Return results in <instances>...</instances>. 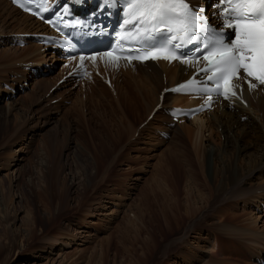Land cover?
Here are the masks:
<instances>
[{"label": "rangeland", "instance_id": "rangeland-1", "mask_svg": "<svg viewBox=\"0 0 264 264\" xmlns=\"http://www.w3.org/2000/svg\"><path fill=\"white\" fill-rule=\"evenodd\" d=\"M5 64L3 60L0 61V66ZM59 65L60 62L57 63L54 73L45 77L51 79L52 86L48 87L49 89L44 88L39 90L40 92L37 90L35 93L31 90L32 85H28L25 91L26 93L32 91L34 99L30 102V106L23 108L25 114H23V121L20 118L23 111L19 113L20 117L12 134L9 128L3 129L2 127L0 131V179L8 171V169L6 170L7 164L14 155L17 159H23L18 163L19 172L13 175L10 174L6 178V182L9 184L8 189L0 181L2 186H0V264H189L191 261L189 262L188 257L193 255V251H202V249L195 248L197 246L196 242L199 238H202V234L200 235L199 232L189 236L187 244L185 243V247L181 252L175 250L163 261L158 258V250L162 244L160 241L163 238L171 240L177 236V233L172 235L171 233L178 227L175 229L174 224L171 223L170 230L156 229V232H153L155 246L149 252L143 249L142 240H140V237L141 239L145 238V235H137L126 230L128 225L133 223H135L134 228L137 227L136 225L139 222L134 221L133 216L136 213V206L139 204L140 207H143L147 202L144 199L145 195L150 194L152 199H148V201L152 203L155 199L151 195L152 191L158 193V188L163 187L160 177L156 173V170L161 167L156 168V166L161 163L160 155L168 147V144L157 142L160 136L156 130L160 126L163 127L160 120H165V117L161 119L160 115L155 116L150 125L144 128H140V124L144 122L149 114H143L142 110L137 112L127 110V115L123 117V114L116 107L117 99L124 94V90L120 86L121 77H119V83L117 76L115 78L117 80L114 79L113 82L115 90L113 88L110 90L98 83L99 85L96 87L84 86V89L79 87L72 89L70 85L62 84L51 91L61 78ZM12 71L16 72V69ZM14 72L10 74H14ZM15 99H8L7 102ZM55 101L56 103H54ZM44 105L50 107L49 114L45 112V109L41 111ZM112 108H115V111ZM39 112L41 115L46 113L45 117H48L47 125L43 126L41 124ZM38 114L39 116H37ZM87 120L89 123L86 122ZM109 123H114L115 129L123 126L128 128L131 125L133 136L129 132L128 138L123 137L117 143L116 139H109L112 149L110 154L103 145L93 146L91 144L92 146L88 147V152L91 151L90 154L95 153V155H98L100 153L101 156L98 155V157L102 159V163L99 164L100 171L97 174L98 176L95 175L97 177L92 182V187L85 190L83 188L87 183L84 181L86 180L84 179L86 176L84 175V162L89 153L86 152L82 155L80 153L82 149L80 150V147H78V153L75 155L73 151L77 149V144L74 138L78 136L77 130H80V127H83L86 131L102 134ZM240 123H243V120ZM88 125L94 127V129L88 127ZM15 130L19 132L16 133ZM47 131L52 135L44 138L43 136ZM209 133L203 131V144H206L210 138ZM110 135L113 136L114 134L111 132ZM237 139L236 133L230 137L232 142ZM247 141L248 139H243L239 142V145L245 146ZM184 145L188 155L192 156L195 148L194 138L191 142L185 141ZM70 146L73 149L69 151L66 160L64 157L62 159L58 157L65 150L67 151ZM253 148V146L249 147L252 153H255L256 151ZM139 149H142L143 152L138 153L137 150ZM15 150L17 151L15 152ZM104 151L107 154H102ZM137 157H141L142 160H137ZM59 158L58 184H55L52 181L56 172L54 163ZM163 164L161 166H164ZM87 174L91 173L87 172ZM181 175L178 177L180 181H182ZM135 180L137 181L135 182ZM181 184V188H183L184 184ZM113 186L115 190H118L110 192L111 194L108 193L110 196L113 194L110 198H103L107 194L106 190L108 191ZM124 190L131 193V197L130 195L128 197ZM141 191L142 193H140ZM81 195L83 196V203L78 204ZM92 197L98 199L103 207L99 208L95 205L98 208L94 214H89L87 209L89 210V206L93 202ZM183 197L184 195L181 196V198ZM63 198H67V203L66 209L62 211L60 202ZM133 198L135 202L132 204L133 206L129 207ZM259 201L261 200L254 199L249 204L238 202L231 208L233 209L232 212L224 216L225 219L221 218L225 220V225L231 223L240 232L248 230L254 238H246V241L261 238L262 234L264 235V206H260ZM228 208L229 206L224 207L223 210H228ZM242 212L246 213L244 217L233 219ZM16 217L17 221L14 226L11 225L7 228ZM245 219L247 220L244 221ZM31 220L34 221V225L31 224ZM68 220L77 223L76 230L81 231L80 237H77L74 241L70 240L71 234L65 233L61 229L65 221ZM201 226L207 233H213L212 229L206 228L211 227V221L202 223ZM122 236L126 241L128 240L126 244L125 240L120 239ZM118 239L121 244L115 250V242ZM55 240H57V243ZM64 241H68L69 245L65 246L63 244V246L61 242ZM223 243L228 250L225 255L228 254L231 257V261L226 264L255 263V260H252V252L243 251L238 246V242L233 243V241L226 239ZM45 245L54 248L51 254L43 251ZM263 247H256L260 250V255L264 252ZM263 259L264 254H262L261 260ZM215 261H211L210 264Z\"/></svg>", "mask_w": 264, "mask_h": 264}, {"label": "bare ground", "instance_id": "bare-ground-1", "mask_svg": "<svg viewBox=\"0 0 264 264\" xmlns=\"http://www.w3.org/2000/svg\"><path fill=\"white\" fill-rule=\"evenodd\" d=\"M41 27L42 26L33 18L22 14L17 9L13 8L7 1L0 0V61L3 60L6 63L5 65L0 66V92H3L2 87L4 84L15 88L17 84H23V82L29 80L31 76L25 71V67L29 65H39V62H45L48 59L46 53L44 55H39L40 53L38 52V47L34 44H28L22 49L10 47L8 45L12 40L10 37L11 34L28 33L35 28ZM6 41H8V44H4ZM17 63L19 64L16 65ZM12 67H14L13 69H16V72L12 71L13 69L11 70ZM13 72L14 74H10ZM163 73L166 77V87L177 84L185 78L182 74V69L176 66L169 68L162 66L156 67L152 65L136 66L121 75L122 79L120 81V86H122L124 94L120 97L121 99H117L118 102L116 103V107L123 114V117L127 115V110L133 112L142 110L143 114H150L152 109L158 103V96L160 92L165 88L162 80ZM50 81V78H40L35 82H30L32 85L31 90L36 93L37 90L39 91L44 88H50L52 86V82ZM32 91L30 93H26V91L20 93L19 91H16L15 100L9 102L6 100L3 104L0 103V131L2 127L3 129L9 128L12 134V131L17 124L16 122L20 117L19 113L22 111L23 112L21 113L20 118L21 121H23V117L25 115L23 108L30 106V102L34 99ZM183 100L184 99L173 98L170 96H167L164 99L167 106L178 105V103ZM43 109H45V112L49 114V106L44 105L41 111ZM114 109L115 108H112V110ZM46 113L41 115L39 112L41 115L40 121L43 126L48 123V117H45ZM39 114L37 116H39ZM158 115L161 116V119L162 117H165L160 112L156 116ZM242 119L246 120H244L243 123H240ZM160 121L163 127L160 126L157 129L165 131L169 135L167 140H163L160 137L157 139L158 143L168 144V147H166L160 155L161 163L156 166V168L161 167L156 170V173L160 177L163 187L161 186V188H158V193L152 191L151 195L155 198L152 203L148 201V199H152L150 194H148L144 197L147 201L145 205L143 204L145 206H143L144 208L140 207L139 204L137 206L135 205L136 213L133 218L134 221L137 220V222H139L136 225L138 228H134L135 223H133L128 225L126 230H129L130 233L137 235H145V238L141 239L140 237V240H142L143 249L149 252L150 249L155 246L153 242V232H156V229L164 228L166 230H170L169 226H171V223L174 224L175 229L178 227L175 230L176 232L173 231L171 233V235L173 233H177V236L173 237L171 240L163 238L160 241L162 244L161 248L158 250L159 257H157L163 261L164 258H167L171 252L175 250H177V252H181L185 247V243L187 242L189 236L193 233L199 232L200 235L202 234V238H199L196 242L197 246L195 248L202 249V251H193V255L188 257L189 262L191 261L190 263L188 262L189 264H210V262L214 260L216 261L213 262V264H226L231 261V257L228 254H226L227 256L225 255L228 250L224 247L225 244L223 242L226 239L233 241V243L238 242V246L243 251L252 252V260H255L254 264H256V261L261 260L262 254H264V252H262L260 255V250L256 248L257 246H264V235L262 234L261 238H255L254 240L250 239V242L246 241V238L254 237L249 234L248 230L240 232L239 230H236L231 223L225 225L224 216L230 214L233 210L231 208L238 202L249 204L254 199H260L261 201H259L258 204L260 206L264 205L262 204L264 203V98L259 97L257 102L250 105L249 110H245L241 107H236L230 112L218 109L206 116L205 119L197 118L192 123L184 122L172 128H169L166 125V122L163 123L164 120ZM86 122H88V120ZM148 124L150 125V123ZM88 127L90 126L88 125ZM81 128L83 127H80V130H77L78 136H75L74 138L76 141L75 143L77 144V149H75L73 153L77 155L79 149L78 147H80V150L82 149L81 152L79 151L82 155L84 153L86 154V152L89 153L84 162V175H86L84 178L86 180L84 181H86L87 184L84 185V188L82 187L83 189L88 190L92 187V182H94L95 178L98 176L97 174H99L100 171L99 164L102 163V159L98 157V155L101 156L100 153L98 152V155H95V153L90 154L91 151L88 152V147L92 146L91 144H93V146L103 145L105 146L106 151L110 154L112 149L108 140L116 139L117 143L123 137L128 138L129 132H131V135L133 136V127L130 125L128 128L123 126L115 129L114 123H109L102 134L98 132L94 133L92 131H86L84 128ZM90 128L94 129V127ZM15 131L16 133L19 132L18 130ZM203 131L210 132V138L207 140L206 144H203L204 142L202 140ZM30 132L32 133V131ZM54 132H56V130H54ZM111 132L114 134L113 136L110 135ZM234 133L237 134L238 139L232 142L230 137ZM51 135L52 133L47 131L43 137L48 138ZM193 138L195 141V148L192 156H190L187 153L188 151L185 149L184 142H191ZM243 139H248L245 146L239 145V142ZM250 146L254 147L253 150L256 151L255 153H252L251 149H249ZM71 147L72 146H70L67 151L65 150L62 155L58 157L61 159L64 157L66 160L69 156V151L73 149V147ZM16 151L17 150H15V152ZM106 151L102 152V154L106 153ZM18 152H20V150H18ZM137 152L142 153L143 151L142 149H139ZM60 158L57 159V161L55 160L54 163V165H56V172L52 181L55 184H58V166ZM138 159H141V157H137V160ZM22 160L23 159L20 158L17 159L14 155L7 164L6 170L8 169V171H6V174L2 175L0 179V181H2L1 184H3L6 189L9 188L6 178L10 174L13 175L14 173L17 174L19 172L18 163ZM161 164L164 166H161ZM87 172L91 174H87ZM180 174H182V181H180V178L178 179ZM136 181L137 180H135V182ZM181 183L184 184L183 188H181ZM117 190L118 189L115 190V187L113 186L108 191L106 190V195L102 196L103 198L106 197L108 199L113 195L112 194L110 196L108 193L115 192ZM257 192H259V194H257ZM140 193H142V191ZM126 194L129 197L131 193L126 192ZM183 195L184 197L181 198ZM80 198L81 199L78 204L83 203V196L81 195ZM66 200L67 198H63L60 202L62 211L66 209ZM91 200H93V202L87 211L89 214H94L98 207L102 208L103 206H101L102 203L100 201L98 202V199L93 198ZM134 202L135 200L133 198L129 207L133 206L132 204H134ZM93 205L98 207H92ZM227 206H229L228 210H223V208ZM245 215L246 213L242 212V214L232 218L238 219L240 217H244ZM222 217L224 219H221ZM246 220L247 219L244 221ZM16 221L17 217L12 220V223H10L7 228L11 225L14 226ZM208 221H211V227L208 226L206 228L212 229L213 233H207V231H204L205 229L201 226L202 223L204 224ZM33 222L34 221L31 220V224ZM34 224L35 223H33V225ZM76 228L77 223L68 220L65 221V224L61 229L65 233L71 234L70 240L74 241L81 235V231L78 232ZM120 239L125 240L123 236ZM55 241L57 243V240ZM127 242L128 240H125V244ZM61 243L65 246L69 245L68 241ZM115 244V250H117L118 245L121 244L120 240L118 239ZM53 249L54 248H52V246L45 245L43 251L51 254Z\"/></svg>", "mask_w": 264, "mask_h": 264}, {"label": "snow or ice", "instance_id": "snow-or-ice-1", "mask_svg": "<svg viewBox=\"0 0 264 264\" xmlns=\"http://www.w3.org/2000/svg\"><path fill=\"white\" fill-rule=\"evenodd\" d=\"M13 3L29 10L18 0ZM219 5L222 26L232 29L234 38L212 27L203 15L204 10L195 11L189 0H127L121 25L126 31L121 41L138 47L129 49L126 56L113 52L103 55L117 64L122 58L129 62L137 59L192 63L185 53L177 50L194 43L195 51L207 61L201 71L208 81L215 82V90L223 86L225 99L235 95L233 81L241 78V72L245 79L264 85V0H219ZM194 83L189 80L174 91L188 90ZM255 86L249 81V88Z\"/></svg>", "mask_w": 264, "mask_h": 264}]
</instances>
